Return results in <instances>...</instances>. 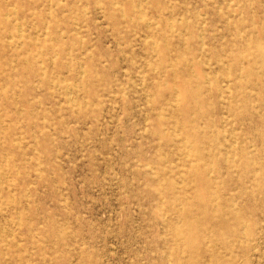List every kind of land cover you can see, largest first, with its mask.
<instances>
[{
  "label": "rangeland",
  "instance_id": "obj_1",
  "mask_svg": "<svg viewBox=\"0 0 264 264\" xmlns=\"http://www.w3.org/2000/svg\"><path fill=\"white\" fill-rule=\"evenodd\" d=\"M39 5L0 80V264H264V0Z\"/></svg>",
  "mask_w": 264,
  "mask_h": 264
},
{
  "label": "bare ground",
  "instance_id": "obj_2",
  "mask_svg": "<svg viewBox=\"0 0 264 264\" xmlns=\"http://www.w3.org/2000/svg\"><path fill=\"white\" fill-rule=\"evenodd\" d=\"M39 1L0 0V80L4 82L13 80L14 75H22L28 59L38 51L39 22L41 19ZM3 97L7 98L8 96L6 94ZM176 238L172 240L176 242L179 240L178 233ZM193 239V235L186 238L187 248H190L191 251L195 248L192 245ZM196 241L198 243V239ZM178 249L180 247L175 246L170 247L169 250L170 253L176 254ZM206 252H208L207 249ZM209 254L210 257L203 260L198 255V262L191 261V264H218L219 260L214 252ZM176 264L189 263L177 260Z\"/></svg>",
  "mask_w": 264,
  "mask_h": 264
}]
</instances>
